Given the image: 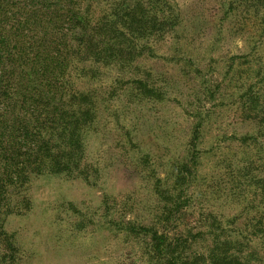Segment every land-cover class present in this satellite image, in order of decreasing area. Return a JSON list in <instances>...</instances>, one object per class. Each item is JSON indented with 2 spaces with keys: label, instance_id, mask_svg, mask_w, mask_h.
Returning <instances> with one entry per match:
<instances>
[{
  "label": "rangeland",
  "instance_id": "rangeland-1",
  "mask_svg": "<svg viewBox=\"0 0 264 264\" xmlns=\"http://www.w3.org/2000/svg\"><path fill=\"white\" fill-rule=\"evenodd\" d=\"M82 7L111 20L116 57L74 55L51 106L89 113L72 173L8 122L0 264H178L219 242L217 264H264V0ZM141 227L176 241L153 250Z\"/></svg>",
  "mask_w": 264,
  "mask_h": 264
},
{
  "label": "trees",
  "instance_id": "trees-1",
  "mask_svg": "<svg viewBox=\"0 0 264 264\" xmlns=\"http://www.w3.org/2000/svg\"><path fill=\"white\" fill-rule=\"evenodd\" d=\"M83 1L0 0V165L2 152L9 148L5 140L9 137L8 131L17 129L14 126L8 128V122H15L14 125L18 124L19 128L18 121L21 119L29 122L27 126H21L24 130L40 137L39 143L34 141L36 145L31 148L34 156L44 146L42 138L48 136L52 144L46 143V149L56 150L49 154V167L69 173L77 169V152L82 147L80 140L83 133L79 119L89 117V113L51 106L56 101L66 104L64 98L70 92L69 69L73 59L78 57L74 55L79 54L84 59V54L87 55L90 50L92 56L87 57L94 56L96 60L107 62L116 57L111 49L114 41L111 20L94 21L87 8L82 7ZM127 9L128 6L124 8ZM101 28L104 31L102 35ZM69 98L70 101L71 95ZM35 116L41 117L44 124L36 126ZM84 121L87 122V119ZM55 139L57 142H53ZM15 178L18 179L17 176ZM2 191L0 181V194ZM2 201L0 196V210ZM257 224L263 226L262 220ZM140 229L150 234L149 245L153 250L163 251L176 241L166 244V234H159L151 227ZM219 243L207 256L195 255L189 261L179 252L180 258L176 261L178 264H205L204 259L207 258L209 264H217L227 255Z\"/></svg>",
  "mask_w": 264,
  "mask_h": 264
}]
</instances>
